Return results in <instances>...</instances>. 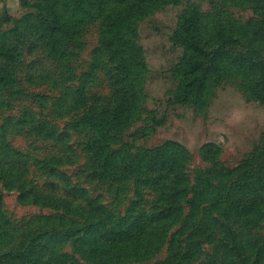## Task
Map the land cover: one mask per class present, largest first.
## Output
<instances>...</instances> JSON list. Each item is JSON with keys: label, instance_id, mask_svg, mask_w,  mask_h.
I'll return each mask as SVG.
<instances>
[{"label": "rangeland", "instance_id": "374dc122", "mask_svg": "<svg viewBox=\"0 0 264 264\" xmlns=\"http://www.w3.org/2000/svg\"><path fill=\"white\" fill-rule=\"evenodd\" d=\"M0 264H264V0H0Z\"/></svg>", "mask_w": 264, "mask_h": 264}]
</instances>
